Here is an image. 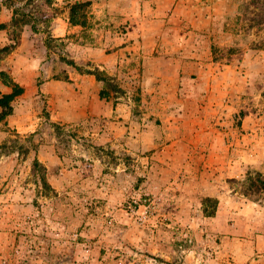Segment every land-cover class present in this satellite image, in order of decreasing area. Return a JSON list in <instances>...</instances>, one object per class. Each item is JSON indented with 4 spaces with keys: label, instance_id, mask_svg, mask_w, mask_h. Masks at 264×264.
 Listing matches in <instances>:
<instances>
[{
    "label": "rangeland",
    "instance_id": "rangeland-1",
    "mask_svg": "<svg viewBox=\"0 0 264 264\" xmlns=\"http://www.w3.org/2000/svg\"><path fill=\"white\" fill-rule=\"evenodd\" d=\"M53 1L0 0V94L24 88L0 119V264H238L235 211L264 206V192L247 191L262 164L243 159L264 138V0H118L128 9L108 19L96 12L105 0ZM77 2L89 39L106 19L113 38L136 27L183 42L182 73L162 92L100 80L102 95L131 104L136 130L144 104L166 112L151 117L158 136L90 137L50 120L44 81L76 67L53 26ZM204 5L207 27L194 22Z\"/></svg>",
    "mask_w": 264,
    "mask_h": 264
},
{
    "label": "crops",
    "instance_id": "crops-1",
    "mask_svg": "<svg viewBox=\"0 0 264 264\" xmlns=\"http://www.w3.org/2000/svg\"><path fill=\"white\" fill-rule=\"evenodd\" d=\"M223 1L225 0L220 2L223 3ZM97 6L98 18L102 14L106 18L107 16L113 18V13L118 9L122 11L128 9L126 4H118V0H105L98 3ZM204 8H207L208 11L202 12L199 20L194 19V22L200 21L198 25L201 27L209 26V17H213L212 15L215 14L210 10L209 5ZM218 12H221L219 7ZM56 20L57 22L53 26V35L60 40H71V57L77 64L92 62L106 74L117 75L122 78L124 87L125 83H138L142 86L144 93L150 91L152 86L162 92V90H166L168 85L171 87L173 83L175 85L178 82V77L182 73L179 62L186 55L177 50L176 43H181L184 47L183 42L179 39L167 38L158 32L151 34L146 31H139L136 33V27H134V31L118 34L113 38L107 27L111 22L105 21L106 19L95 20V28L93 29L100 30L101 35H96V39H89L85 35L87 29L85 24L72 23L67 16L61 21L57 18ZM111 41L115 44L112 50L107 47ZM168 42L172 44V48ZM163 59L166 61L164 62ZM64 69L68 74L67 78L50 77L44 81L43 91L48 96L47 106L50 120L67 126L79 127L81 134L90 137L96 135L110 137L112 131H115L116 135L126 137L130 135L139 140L158 136L157 128L153 126L151 119L153 116L150 108L155 107L151 105L152 103L144 104L150 113L144 118L145 126L141 125L136 130L132 125H127L133 122L131 120L133 115L131 104L128 100H123V96L102 95L103 84L95 73L89 71L91 68L82 69L66 66ZM129 77H131L130 80L126 81ZM162 114L166 115V112H162L158 116ZM158 116H154L157 118L156 120H158ZM172 119L175 118L171 115L162 118V120L169 122ZM140 123L142 122L140 121ZM112 124L116 130H112ZM249 134H253V132ZM143 144L141 143L140 146ZM243 159L248 163L259 162L264 169L263 137L259 145L248 149V154ZM219 194L216 195L219 196ZM226 195L224 192L222 197L226 199ZM230 197L233 201H237L236 197L231 194ZM235 213L240 215V219L244 221L238 224V230L234 226V238L238 239V244L232 248V260L238 264H264V206L245 200ZM224 249L226 250V248Z\"/></svg>",
    "mask_w": 264,
    "mask_h": 264
},
{
    "label": "trees",
    "instance_id": "trees-1",
    "mask_svg": "<svg viewBox=\"0 0 264 264\" xmlns=\"http://www.w3.org/2000/svg\"><path fill=\"white\" fill-rule=\"evenodd\" d=\"M10 2L14 3L16 0H9ZM25 1V0H23ZM47 4H52L54 1L53 0H46ZM86 2H77L75 4L72 5L71 7V22L72 23H83V22H79L80 20H76L75 19V10L78 6H84ZM84 24V23H83ZM72 64L76 65V67L80 68L77 64H75L74 60H71ZM90 72L95 73L98 77V79L102 80L105 79V76L102 75V73H104V75H106V73L101 70V69H89ZM24 92V88L15 84L13 87V91L10 93H1L0 94V119H5L8 115L12 114L14 111V100L16 99L17 96H19L20 94H22ZM251 178V177H250ZM255 178L256 180L252 181L253 179H250L251 182V187L248 188L247 191L249 190H257V191H262L264 192V174L260 171L255 173ZM245 191L244 194L248 195V192Z\"/></svg>",
    "mask_w": 264,
    "mask_h": 264
}]
</instances>
